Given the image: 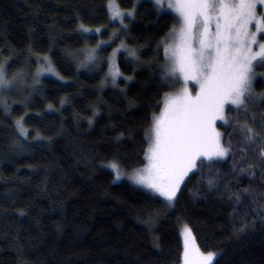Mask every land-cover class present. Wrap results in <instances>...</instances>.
<instances>
[{
	"label": "trees",
	"instance_id": "1",
	"mask_svg": "<svg viewBox=\"0 0 264 264\" xmlns=\"http://www.w3.org/2000/svg\"><path fill=\"white\" fill-rule=\"evenodd\" d=\"M107 3L0 0V62L9 80L24 77V88L0 94V264H182L184 224L202 251L217 252L215 264H264V208L233 196L250 182L264 190V173L233 169L239 145L235 156L191 173L172 207L114 181L107 162L118 154L129 173L143 166L145 132L175 90L163 78L161 38L178 19L151 0H115L134 9L121 24ZM97 45V61L82 64ZM44 55L55 71L37 80ZM113 66L121 73L115 84ZM255 88L264 93L261 81ZM227 114L241 123L255 114L259 128L264 103ZM219 126L225 142L229 134L243 142L238 127ZM257 154L250 149L245 163ZM209 174L217 176L213 187Z\"/></svg>",
	"mask_w": 264,
	"mask_h": 264
},
{
	"label": "snow or ice",
	"instance_id": "2",
	"mask_svg": "<svg viewBox=\"0 0 264 264\" xmlns=\"http://www.w3.org/2000/svg\"><path fill=\"white\" fill-rule=\"evenodd\" d=\"M164 3L165 0H155L158 8H163ZM258 5H264V0H167L168 8L177 14L178 26L174 24L168 35L161 38L165 52L163 78L171 79L173 87L180 80L183 84L174 92H166L163 108L159 114H153L152 123L145 132L144 157L147 162L130 173L118 154L107 162L115 180L127 174L133 183L158 194L172 206L178 199L182 183L186 182L185 177L191 178L189 173L195 174L194 170L205 166L211 169L214 163L229 155L235 156L237 145L241 159L233 162V169L239 168L240 173L253 178L258 170L264 173V115L259 117L260 127L257 128L255 114L250 118L245 116L241 123L239 118L231 121L226 110V106L231 105L236 112L247 113L250 106L254 109L258 102L264 103V93L254 95L253 92L254 68L257 63L264 65V40L258 39V34L264 33V12L258 13ZM107 7L111 17L118 18L121 24L125 15L134 16V9L125 12L115 0H108ZM79 27L85 33L91 31L83 23ZM95 31L99 33L100 29ZM254 45L258 47L254 48ZM98 48L99 45L85 50L81 63H95ZM129 54L136 56L134 50ZM44 61L41 70L54 72L48 55H44ZM55 74L59 76V73ZM120 74L119 67L113 66L114 84ZM189 81L193 82L194 91ZM19 83L22 80L7 78L6 63L0 62V94H6ZM88 119L91 124L93 117ZM218 121H223L224 125L232 123L234 131L238 127L243 142L234 144L232 134L225 142ZM16 126L20 135H28L23 118L17 119ZM250 149L258 154L254 162L245 163ZM203 178L209 187L217 180L215 174ZM242 193L264 208V190H258L250 182L242 192L233 193L237 202ZM21 214H24L23 210ZM243 227L247 225H241ZM181 235L184 240L182 264H215L217 252L202 251L189 225L182 226Z\"/></svg>",
	"mask_w": 264,
	"mask_h": 264
},
{
	"label": "rangeland",
	"instance_id": "3",
	"mask_svg": "<svg viewBox=\"0 0 264 264\" xmlns=\"http://www.w3.org/2000/svg\"><path fill=\"white\" fill-rule=\"evenodd\" d=\"M151 2L153 3V4H155V0H151ZM156 5V4H155ZM157 6V5H156ZM163 11H165V12H168V13H171V14H173L177 19H178V17H177V14L175 13V11L174 10H172V9H170V8H168V6H167V0H165V3H164V7L163 8H161ZM257 11H258V13H261V12H264V5H258L257 6ZM114 20H118V18L117 19H114ZM252 30L253 31H255V25L253 24L252 25ZM258 39H260V40H264V33H259L258 34ZM258 47V45H254V48H257ZM45 63V61L44 60H40V65L42 64H44ZM46 72L47 71H42V70H39V72H37L36 74H35V78L37 79V80H40L43 76H45L46 75ZM254 72H255V77H254V81H253V92H254V95H260L259 94V92L257 91V89L255 88V83H256V81H261L263 84H264V65H261V64H259V63H257L256 64V67L254 68ZM13 80H16V81H21L22 80V83H23V80H24V77H18L17 79H13ZM22 83H19V86L18 87H16V88H12L11 90H9V91H14V92H16V90L18 91V89H22V88H24V86H22ZM183 84V81L182 80H180L178 83H176V87H175V90L176 89H178L181 85ZM189 86L190 87H192L193 88V91H194V85H193V82H191V81H189ZM174 90V91H175ZM9 91L7 92V93H9ZM173 91V92H174ZM3 95H5V94H3ZM163 106H164V101H163ZM163 108V107H162ZM228 109H233L234 110V106H231V105H228V106H226V110H228ZM217 125L219 126V125H224V123H223V121H218L217 122ZM231 155H229L227 158H229ZM227 158H225V159H227ZM224 159V160H225ZM223 161V160H222ZM147 161L145 160V163H146ZM109 169H110V171L112 172V174H113V177H114V173H113V171H112V169L109 167ZM195 171V170H194ZM191 173H189V175H190ZM188 177H185V180L187 179ZM114 181L115 182H120V181H127L129 184H131V185H133V186H135V187H137V188H139V189H141V190H143V191H145V192H147V193H149V194H151V195H153V196H155V197H157V198H159V199H161L167 206H169V207H172V206H170L166 201H165V199L163 198V197H161V196H159L158 194H155V193H153L151 190H149V189H147V188H145V187H143V186H141V185H138V184H135V183H133V181L132 180H130L129 178H128V175L126 174V175H124V176H122L121 177V179L120 180H115L114 179ZM184 183V182H183ZM183 183H182V185H183ZM182 185H181V187H182Z\"/></svg>",
	"mask_w": 264,
	"mask_h": 264
}]
</instances>
